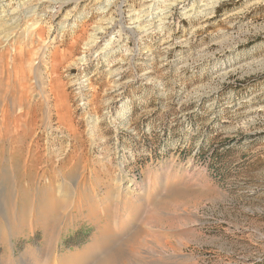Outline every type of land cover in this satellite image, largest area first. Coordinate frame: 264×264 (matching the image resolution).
<instances>
[{
    "label": "rangeland",
    "instance_id": "374dc122",
    "mask_svg": "<svg viewBox=\"0 0 264 264\" xmlns=\"http://www.w3.org/2000/svg\"><path fill=\"white\" fill-rule=\"evenodd\" d=\"M207 2L0 0V111L20 112L22 101L33 107L15 129L24 142L18 152L1 134L0 196H9L0 206L9 220L0 215V264H19L46 245L52 251L41 264H53L54 251L74 256L93 244L97 226L81 213L57 207L55 233L38 221L40 193L60 187L58 170L73 164H85L66 178L86 201L92 186L107 189L121 176L130 187L145 184L136 229L154 203V172L183 179L182 169H196L183 196L198 208L197 222L168 234L189 236L179 264H264V0H223L204 11ZM16 33L24 56L6 63ZM30 141L35 159L24 169Z\"/></svg>",
    "mask_w": 264,
    "mask_h": 264
},
{
    "label": "bare ground",
    "instance_id": "6f19581e",
    "mask_svg": "<svg viewBox=\"0 0 264 264\" xmlns=\"http://www.w3.org/2000/svg\"><path fill=\"white\" fill-rule=\"evenodd\" d=\"M221 1L223 0H208V2L204 4V6H206L204 7L205 8L204 11L212 9L214 6L217 5V3ZM10 10L11 9H7L5 11V12H8L6 16H10L9 21H14L15 9H13L11 12ZM2 12H4V10ZM146 13L148 15L149 12H146ZM16 35L17 33L11 38H9L11 35H8L9 40L6 45H8L10 48L9 50L6 51V54H4V56L6 55L4 57L5 59L4 61H6V63L14 64L18 58L23 59L24 48L22 47L23 45L21 46L19 44L20 40L16 38ZM30 56H33V55H30ZM43 57H41L40 59L42 60ZM40 62L41 61H39V63ZM36 71L37 69L36 70L34 69L35 75H36ZM17 72H20V71L18 70ZM32 81H35V80H32ZM37 81L38 80H36V82ZM17 83L19 82L17 81ZM11 86H14V85H11ZM34 88H36V86ZM9 99H11V97ZM25 102H27V100H25ZM21 104L22 106H24V108H22L21 105L19 104V106L21 107L20 112H17V110L12 107L11 109L8 108L9 106L5 107L2 110V112L0 111L1 113L0 142L3 139L1 135L3 132L8 137L12 136L15 139L14 145L16 144L17 146L15 147L14 151H11V153L18 152V149L16 148H22L24 144L22 137L15 130L21 123V120H22L21 117L32 115L31 111L33 107L32 108L30 106L26 107L25 106L26 103H24L23 101L21 102ZM31 141L26 149L25 158L23 162L24 169L29 168L34 163L35 152H34V149L31 148L32 146ZM85 168H86L85 164L82 169H79V167L75 164L71 166H65L64 168H60L58 170V173H59L58 175L60 177L59 181H61V183H59L60 187H56V185L58 184L56 183V185L53 184L54 186L52 185L49 187L51 194L47 188L43 189L42 190L43 192L40 193V199L38 201V207H39L38 208L39 209L38 221L41 222L43 225H45L47 221L52 223V225H47L51 227L52 232L55 233L56 231L62 230L61 228L62 226H60V222L57 221L58 219L56 218L57 220H53L52 218L53 217L52 215L56 212L57 207L58 208L61 207V209L65 211L70 210L69 214L71 215H73V212H74V216H77V213H81L83 214L85 218H87L88 221L94 222L97 226V231L95 232L93 244H91L90 246L88 245V247L86 246L87 247L86 249L77 253V255H74V256H72L70 253H69L70 255H68L67 253L68 256L64 255V257L61 256L58 258L57 257L58 254H56V251H54L55 261L53 264H90L92 260L96 259L97 256L101 257L102 254L103 255L101 257V260L97 264H179L180 259L184 257V247H186V244L188 243L187 241H189V236L183 233H180L178 235H168V234H173L174 232H178L179 230L185 227L188 228L189 226H193L197 222L198 208L196 206H193L192 204H189L191 200H187V198L185 199L183 196V192L184 193L188 192L189 191L188 189L190 187L192 188L196 184V180H197L196 169L192 168V170L189 172H187V170L189 169L188 166H186L184 170L182 169L181 172H186L185 175L183 176V179L180 177L181 175L179 176L178 174H171V175L169 174L171 177L167 178L166 176L164 177L162 174L155 171L154 176L152 177L153 179L149 177L152 180L151 182L154 183L152 190H151V195H150V192H147L148 196H153L154 203H152L151 206L148 208L147 214L145 215L144 219L141 221V225L136 229V227L134 226L139 223L142 217V214L144 213V209L146 212L145 207L147 205L145 204V191H146L145 184L142 186H138L136 184L135 186H133L132 184L133 187H130L131 184L127 183V181H125V179L121 176L115 181V186H112L110 183H108L106 186L107 189L99 190V189H95V186H92V189L89 192V195L90 197H92V200L86 201V199L82 196L83 194L77 191L78 190L77 185L73 184L72 179L70 181V179L68 180L66 178L67 174L74 172V171L76 172H79L80 170L85 171ZM51 171H52L51 174L55 173L54 172L55 169ZM76 172H74V174H76ZM7 175H9V173ZM93 175H94V172H93ZM166 180L168 181L166 182ZM67 183L69 184V186L65 188V184ZM97 183L99 184L100 182L97 181ZM168 184H170V188L168 189V191H164L165 185H168ZM71 189L75 191V195H74L75 199L73 198L71 199L69 195L67 194L69 192L68 190H71ZM54 190H57L58 192L66 191V193L59 198L58 196H56L57 193H54ZM128 190L130 192H128ZM21 193L27 195L25 191H22ZM141 193H144V196H141ZM187 195L189 194L187 193ZM8 196H9V193L6 197L0 196V203L2 204L5 198L8 199ZM101 196L104 199L103 200L104 203L101 199ZM115 197H116L115 202L118 204L119 207H121L120 208L121 215L119 216V219H115V223L113 225L116 229L119 230V234L113 232L112 230V223L114 219L111 216V211H113L111 209H112V203ZM61 203H62V206H61ZM98 213L100 214V216L98 215ZM0 215L4 216L7 220H9L8 210L4 205L0 206ZM103 215L105 216V218H102ZM66 223L64 224L66 225ZM133 227L136 229V231L134 233H131V229ZM124 234H130L129 238L127 241L126 239L124 240V242L126 241L125 243L124 242L120 243V245L121 244L122 245L121 247H119L120 245L117 246V244L119 243L118 241L121 239V237ZM51 239L54 240L53 238ZM104 245H106V247H104ZM103 247L105 249H103ZM50 249L51 248H49L48 250V245H46L45 247L42 246L40 249L38 248L37 250H35L37 256L30 255L29 252L27 251V253H25L20 259L19 264H41V261H40L41 256H46V255L50 256V253L52 251ZM14 251L15 249L13 248L12 252ZM141 257L143 258L148 257L153 263L152 262L149 263L148 261L144 259L142 260ZM45 259H48V258H45ZM47 262L49 263V261Z\"/></svg>",
    "mask_w": 264,
    "mask_h": 264
}]
</instances>
